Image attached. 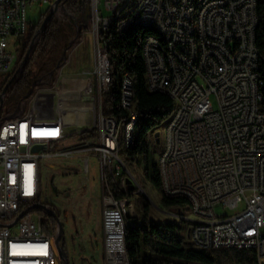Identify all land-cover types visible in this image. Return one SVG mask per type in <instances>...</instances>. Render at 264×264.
I'll return each mask as SVG.
<instances>
[{
  "label": "built area",
  "instance_id": "2783aa9c",
  "mask_svg": "<svg viewBox=\"0 0 264 264\" xmlns=\"http://www.w3.org/2000/svg\"><path fill=\"white\" fill-rule=\"evenodd\" d=\"M55 1L0 0V86H5V77L13 78L0 95V264H64L57 255V230L46 231L45 217L33 207L45 203L40 201L42 159L80 152L95 153L100 159L104 263L125 264L120 227L129 221L116 200L107 197L102 162H111L119 189L129 193L127 185L136 187L132 174L127 182L118 180L124 175L116 148L117 133L129 134L136 111L128 106L130 81H124L121 101L128 117L121 119V128L112 129V117L103 114L104 40L100 41L99 34L102 27H108L109 17L103 12L121 14L130 0H89L88 14L96 41V91L94 76L84 70L64 75L58 88L39 86L28 108L27 101L21 103L19 116L10 118L15 110L5 108L8 90L22 73L17 72L19 56L10 50L9 38L14 35L26 39L32 27V7L44 3L51 10ZM189 3L190 0L139 2L142 12L135 18L137 25L158 23L171 37L170 47H162L153 34L144 40L148 89L168 94L175 103L162 123L160 141L153 132L147 136L159 145L157 166L162 184L167 185L169 193L186 192L196 208L193 217H185L175 206L170 209L189 229L186 240L204 250L252 248L257 264H264V80L260 71L262 54L256 43L257 2L204 0L198 13L204 26L202 37L193 34ZM61 10H68L66 0L54 15ZM127 22L121 19L119 30ZM166 53H174V61H166ZM83 81L85 90L80 91ZM65 86L72 91L59 96L57 91ZM59 101L65 112L89 105L96 113V125L86 130H95V134L76 146L53 151L55 141L82 132L71 129L58 137L35 133L48 124L62 125ZM169 123H177V131H169ZM76 124L71 119L64 125ZM89 162L85 158L86 173L90 171ZM217 207L224 213H218ZM198 221H207V228L195 230Z\"/></svg>",
  "mask_w": 264,
  "mask_h": 264
},
{
  "label": "trees",
  "instance_id": "16d2710c",
  "mask_svg": "<svg viewBox=\"0 0 264 264\" xmlns=\"http://www.w3.org/2000/svg\"><path fill=\"white\" fill-rule=\"evenodd\" d=\"M259 23L256 30V43L261 51L262 60L260 71L264 80V0H256ZM86 0H66V6L78 17L80 34L84 28V20L81 19L79 11ZM50 12L48 9L41 15L38 23L31 27L29 35L25 39L26 49L32 42V37L41 27L42 22ZM154 33L151 28L135 26L127 31L119 30L116 20L112 21L108 28L99 34L100 41L104 40L110 60L111 84L106 93L102 95L103 114L121 120L128 117V112L122 107V89L124 80L129 77L132 81L135 110L138 121L135 139L129 148L124 147L126 156L142 154L147 163L149 150L145 142V136L153 132L169 117L174 109V100L166 93L152 92L148 89L146 81V65L143 57V43L148 34ZM76 34V23L74 19L68 18L64 21L52 19L46 30L41 34L37 44L34 46L30 58L23 69L21 76L8 90V95H18L19 102L32 87L33 82L40 77H48L49 72L54 69L61 59L64 50L69 45L70 39ZM26 49L21 50L17 68L24 59ZM51 86L55 85V75ZM4 86H0V95ZM16 105L11 110L16 109ZM95 130H84L76 136L80 140L92 137ZM138 160V159H137ZM125 167L127 168L126 160ZM125 173V170H124ZM123 173V174H124ZM149 176V172L147 173ZM153 185L161 190L162 182L157 165L154 164V175L151 178ZM111 192L116 198L127 203L131 202L129 194L119 189V183L110 182ZM107 194L109 193L106 189ZM163 201L168 206L188 208L185 198H170L162 193ZM41 201V199H40ZM49 204L48 202H45ZM54 208L51 204H49ZM140 219L131 217L126 230V247L130 264H257L255 249L252 248H218L213 250L199 249L190 244L184 237L185 227L176 220L157 221L151 216V205L143 202ZM55 209V208H54ZM56 210V209H55ZM56 212H58L56 210ZM45 217V230L50 228L57 230V221L40 210Z\"/></svg>",
  "mask_w": 264,
  "mask_h": 264
},
{
  "label": "rangeland",
  "instance_id": "374dc122",
  "mask_svg": "<svg viewBox=\"0 0 264 264\" xmlns=\"http://www.w3.org/2000/svg\"><path fill=\"white\" fill-rule=\"evenodd\" d=\"M89 4V0H86V5L84 9L79 11L80 16H83L86 11V6ZM50 5L39 3L32 7L29 13V19L32 27L38 23L42 14H44ZM68 9V8H67ZM85 10V11H83ZM70 10H61L59 14L53 16L54 19L59 21H64L70 16ZM115 13L103 12L106 17H114ZM112 15V16H111ZM52 18V19H53ZM51 19V20H52ZM43 23V22H42ZM84 28L80 36L73 43V45L68 49L67 56L72 54L74 50L83 43L84 48L77 51V53L85 54V42L90 44V42L95 43V35L93 32V23L91 19L88 22L84 21ZM78 27L76 26V32ZM80 32V31H79ZM36 34V33H35ZM32 37V42L34 40ZM41 37V36H40ZM40 37L35 40V45L39 41ZM10 50L17 56H19L22 45L23 36H10ZM31 42V43H32ZM91 47V46H90ZM93 48H90V53L92 54V64L79 63V67L84 65H89L92 68L91 74L94 76L93 89L96 91V64L95 58H93ZM79 73V72H77ZM75 74V73H69ZM67 74V75H69ZM66 75L63 72V66L60 67L55 75L56 83L53 87L50 85H43L48 88H58L61 83L62 77ZM38 87L35 92L27 101V108L33 96L36 94ZM18 95H8L5 100V108L11 110L12 106L18 105ZM79 119V131L86 129H92L96 125V113L91 111H81L78 113ZM68 122V121H66ZM163 127L158 126L154 131L153 135L157 131H162ZM74 130V129H72ZM68 131V130H67ZM70 135L66 138L59 139L52 144V150L57 151L62 148L72 147L80 144V136ZM139 136L138 131L135 132V139ZM145 142L148 145L149 159L147 170V163L142 154L134 156H126L124 154V147L121 149V156L126 160L127 168L123 167L122 173L124 176H119L118 180H124L127 182L128 176L131 174L133 178L137 180L135 182L136 187L133 184L127 185L129 191V199L133 203V210L130 217H137L140 219L141 207L143 202H148L151 205V216L157 221H168L176 220L185 226L184 221L181 218H176V211L170 210L172 206H168L163 201V196L161 190L156 188L151 178L154 175V164H158L159 159V145L156 144L153 138L145 136ZM85 158H89V173L85 172ZM138 159V160H137ZM53 166H59L60 168H54ZM69 167H74L77 170H70ZM158 168V166H157ZM149 172V176L147 173ZM107 175L110 181H113L110 171ZM41 200L43 202H48L51 204L60 214V218L64 225L65 230V248L68 252L71 264H105L104 263V248L101 242V229H102V209H103V187H102V173L100 159L95 153L80 152L74 156H58L52 159H42V192ZM217 211L220 214L224 213L221 207H217ZM187 212V213H186ZM184 215L193 217L195 215L190 214L191 211L188 208L183 209ZM186 233V234H185ZM188 229H185L183 234L184 237L187 236ZM91 238L94 239V256L89 257L88 249L93 250V244ZM187 239V237H186ZM102 249V251H101ZM88 261V262H87Z\"/></svg>",
  "mask_w": 264,
  "mask_h": 264
},
{
  "label": "bare ground",
  "instance_id": "6f19581e",
  "mask_svg": "<svg viewBox=\"0 0 264 264\" xmlns=\"http://www.w3.org/2000/svg\"><path fill=\"white\" fill-rule=\"evenodd\" d=\"M142 0H130L129 4H127V8L124 9L123 12L120 11H112L111 13H115L114 17H109L108 26L110 23L114 20L118 22L119 28L121 26V19H128V22L125 23V25H122V31H127L137 25V19L136 16L138 14H141L142 12V5L139 4ZM191 3H189L188 8V15H189V21H191V25H193V34H195V37H202V33H204V26L201 24V16L200 10L201 6L204 5V0H190ZM112 16V15H111ZM146 28H151L154 30L153 36L158 39L159 44L162 45V47H170L171 45V37L168 36V31L158 23H151L149 25L145 26ZM108 27H102V32L106 30ZM166 61H174V53H166ZM104 62H105V83H106V91L109 90L110 84H111V70H110V60L108 56V51L106 46L104 45ZM124 81H130L129 85V92H128V106H131V110H135L136 101L134 99V92L132 87V81L129 77H126ZM124 89V88H123ZM138 121V114L137 112H134V115H132V123H131V130L128 131H120V133H117V141H116V148H117V156L121 158L120 162V169L121 173L123 171V167H125V160L121 156V149L122 147L129 148L134 140L135 137V129L136 124ZM121 128V120H115L112 118V129H119ZM169 131H177V123H169ZM126 138H128V143L126 144ZM102 169H103V180H105V186L107 191L109 192L107 194V197L110 199L116 200V203L120 206V208L123 209V216H125L126 220L129 221V215H131V212L133 210V203L126 201L122 199H118L115 197V195L111 192L110 189V178L107 175L108 171H110V175L113 177V182L118 183L117 180H115V173L114 169H112L111 162H102ZM160 173V168H158ZM162 193L170 198H185L188 201V208L190 209L191 213L196 216V208H194L193 201L190 200V196L186 194V192H173L169 193L168 187L165 184H162ZM178 210L182 211L184 207H178ZM187 208V209H188ZM187 213V212H186ZM189 215V214H188ZM184 215L185 217L189 216ZM133 217V216H132ZM134 217H136L134 215ZM179 219V218H178ZM182 219V218H181ZM121 225L120 227V238H121V256L122 261H125V264H130L128 255H127V247H126V230L127 226ZM204 228H207V221H198L195 222V230H203ZM186 234V233H185ZM189 236V229L187 233V239Z\"/></svg>",
  "mask_w": 264,
  "mask_h": 264
},
{
  "label": "water",
  "instance_id": "95a60500",
  "mask_svg": "<svg viewBox=\"0 0 264 264\" xmlns=\"http://www.w3.org/2000/svg\"><path fill=\"white\" fill-rule=\"evenodd\" d=\"M63 2H64V0H56L55 1L54 8L50 10L48 15L44 19L41 27L38 29V31L35 34V38L36 37L37 38L40 37L41 34L46 30V28L48 26V23L50 22V20L54 16L55 10H57L59 7L63 6ZM69 14L74 19V21L76 23V26L78 27V30H77L76 34L70 39L69 45L64 50L63 55H62L61 59L58 61L56 67L49 72L47 78L40 77V78L36 79L33 82L32 87L29 89V91L23 96L21 101L18 103L15 111L9 115L10 118L19 116L22 113L21 103L25 102L29 97H31L33 95V93L35 92V89L37 87L42 86V85H51L52 82H53V76H54L55 71L57 69H59L60 67H62L65 64V62L67 61L68 49L73 45V43L76 41V39L78 38V35L80 33L79 32L80 31V25H79V22H78L77 15L75 13H73V12H70ZM80 18L83 19L85 22L89 21L90 18H89V14H88V7L86 8L85 14L83 16H81ZM34 43L35 42L33 40V42L26 49V44H25V39H24L23 45H22V50L26 49V53H25L23 61L21 62L20 66L17 68V72L18 71L22 72L23 69L25 68V66H26V64H27V62H28V60L30 58V55H31V53L33 51V48L35 46ZM12 80H13V78H9L8 76L5 77V80H4L5 86H4V89H3V94L5 93V91H7V88L12 83ZM1 119L2 118H0V122H1ZM155 136H156V141L159 142L160 141V132L157 131L155 133ZM53 167L54 168H60L59 166H53ZM69 169L70 170H77L74 167H69ZM33 208L42 210L46 214H48L50 216H53L56 219V221H57V234H56L57 255L62 260V262L64 264H71L68 252H67V250L65 248V242H64L65 230H64L63 222H62V220L60 218V214L58 212H56V210L54 208H52L47 203H38Z\"/></svg>",
  "mask_w": 264,
  "mask_h": 264
},
{
  "label": "crops",
  "instance_id": "0c3cea01",
  "mask_svg": "<svg viewBox=\"0 0 264 264\" xmlns=\"http://www.w3.org/2000/svg\"><path fill=\"white\" fill-rule=\"evenodd\" d=\"M80 45L74 50V52L72 54H70V56H67V61L65 62V64L63 65V72H65V74H69V73H77V72H81L84 70L90 71L92 68H90L89 65H84L83 67H79V63H85V64H92V54L90 53V48H93V58H95V64L97 66V56H96V49H95V43L90 42V44L85 42V54L82 53L79 54L77 53L78 50L84 48L83 43H79ZM91 46V47H90ZM67 82V81H66ZM81 84V89L80 91H84L85 90V81H83ZM53 87V86H52ZM80 87V86H79ZM70 90V87L65 86V88H61L59 91H57V94L59 96H66L68 95ZM75 91H79L78 89H76ZM72 98V97H71ZM59 106V111L62 115L63 118V123L62 125H56V124H48L47 127L45 128H39V130H36L35 133L39 134V135H43L44 137H58L59 135L62 134H66L67 132H69L71 129H76L79 130L77 127H79V119H78V113H80L81 111H91V107L87 104H83L81 107H76L73 108V110H70L69 112H65V110L62 109V105H61V101L58 102L57 104ZM71 119H75L77 124L74 127H68L65 126L64 124H67L66 121H70ZM68 130V131H67ZM101 242H102V247L104 248V234H103V228L101 229ZM91 242L93 244V250L88 249L89 252V257H93L94 256V239L91 238ZM102 251V249H101Z\"/></svg>",
  "mask_w": 264,
  "mask_h": 264
},
{
  "label": "flooded vegetation",
  "instance_id": "af4514ba",
  "mask_svg": "<svg viewBox=\"0 0 264 264\" xmlns=\"http://www.w3.org/2000/svg\"><path fill=\"white\" fill-rule=\"evenodd\" d=\"M84 5H86V3L84 4ZM86 7H89V4H87V6ZM81 10V9H80ZM88 262V261H87ZM85 264H86V262H84Z\"/></svg>",
  "mask_w": 264,
  "mask_h": 264
}]
</instances>
